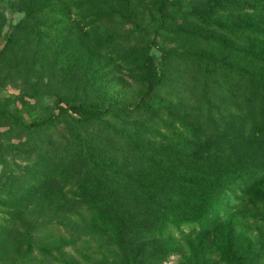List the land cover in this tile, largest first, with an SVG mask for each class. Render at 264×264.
I'll return each instance as SVG.
<instances>
[{"label":"rangeland","instance_id":"obj_1","mask_svg":"<svg viewBox=\"0 0 264 264\" xmlns=\"http://www.w3.org/2000/svg\"><path fill=\"white\" fill-rule=\"evenodd\" d=\"M2 1L0 111L21 114L26 121L55 118L41 129L25 130L14 119L0 116V181L40 156L60 155L79 135L87 139L104 134L116 155L136 162L140 156L121 131L151 147L155 158L175 172H183V167L204 170L226 160L264 165V34L248 30V26L264 25L260 7L264 0ZM36 1L39 6L56 7L57 14L42 8L44 15L37 17ZM24 19L43 40L42 48L28 58L25 68L9 75L19 54L8 38ZM149 42L162 75L159 86L149 84L151 73L144 63ZM34 89L39 95L32 97ZM73 91L78 99L104 104L107 117L77 127L52 110L57 95ZM141 153L139 160L149 165L151 152ZM261 177L260 195L254 201L245 206L241 201L225 214L220 211L221 221L215 226L208 221L188 226L183 236L175 231L176 225L169 226L175 236L169 241L166 237L144 242L138 260L229 264L219 252L229 239L236 264H264ZM124 204L141 212L134 202ZM52 226L54 235L66 237L54 240L55 245H66L63 251L80 264H122L107 252L103 236L92 235L90 227ZM23 241L15 232L3 243L0 239V264H21ZM163 246L174 252L161 256L158 251ZM86 252L91 260L83 262ZM129 252L131 257L137 253L135 248ZM127 261L132 264L133 260Z\"/></svg>","mask_w":264,"mask_h":264},{"label":"trees","instance_id":"obj_2","mask_svg":"<svg viewBox=\"0 0 264 264\" xmlns=\"http://www.w3.org/2000/svg\"><path fill=\"white\" fill-rule=\"evenodd\" d=\"M2 2L0 0V4ZM260 7L264 9V3ZM42 8L52 14L58 12L56 7L47 3L39 6L36 1L33 10L37 17L44 15ZM3 10L0 5V21ZM30 16L31 12L27 18ZM248 30L263 35L264 25L248 26ZM9 43L19 54L7 72L10 75L25 68L28 58H33L42 48L43 40L35 36L34 29L24 19L9 36ZM153 46V42L145 46L144 63L151 73L149 84L159 86L162 75L150 53ZM38 95L39 91L34 89L32 97ZM52 110L66 116L77 127H86L109 114L104 104L78 99L75 91L57 95ZM0 116L14 119L25 130L41 129L55 118L51 115L45 120L26 121L21 114L11 116L2 111ZM121 132L127 136L139 159L143 156L141 152H151L149 165L138 158L132 163L130 159L123 160L114 153L104 134H91L87 139L79 135L60 155L53 159L40 156L28 162L18 174L11 173L0 181V239L2 243L6 241L10 232L24 238L19 244L21 264H80L73 254L63 251L66 245H55L54 240L66 237L60 233L54 235L52 225H60L64 230L90 227L92 235L103 236L106 250L113 258H120L122 264H127V260L144 264L138 260L144 242L166 237L169 241L175 236L169 226L176 225L179 229L175 231L180 236L184 235L186 227L203 221L215 226L221 221L220 211L225 214L241 205V201L245 206L260 195L258 186L264 165L248 166L226 160L204 170L183 167V172H175L155 158L151 147L141 145L128 132ZM125 200L139 205L141 212L125 205ZM200 227L201 231L202 225ZM134 248L137 253L131 257L129 251ZM158 252L166 257L174 250L163 246ZM219 252L223 262L237 263L231 240H224ZM90 260L86 252L83 262Z\"/></svg>","mask_w":264,"mask_h":264}]
</instances>
